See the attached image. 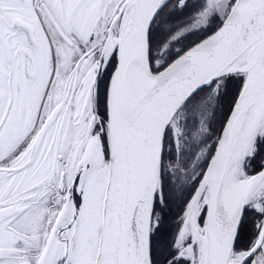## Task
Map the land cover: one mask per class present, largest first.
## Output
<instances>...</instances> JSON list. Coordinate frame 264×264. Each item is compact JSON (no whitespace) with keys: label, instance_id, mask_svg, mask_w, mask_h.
I'll return each mask as SVG.
<instances>
[{"label":"snow or ice","instance_id":"snow-or-ice-1","mask_svg":"<svg viewBox=\"0 0 264 264\" xmlns=\"http://www.w3.org/2000/svg\"><path fill=\"white\" fill-rule=\"evenodd\" d=\"M0 264H264V0H0Z\"/></svg>","mask_w":264,"mask_h":264}]
</instances>
